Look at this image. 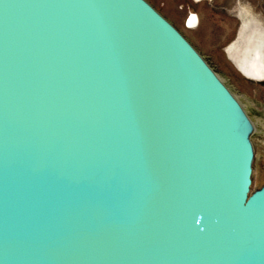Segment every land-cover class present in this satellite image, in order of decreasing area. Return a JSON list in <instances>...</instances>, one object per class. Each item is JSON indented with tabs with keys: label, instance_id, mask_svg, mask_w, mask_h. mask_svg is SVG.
<instances>
[{
	"label": "water",
	"instance_id": "obj_1",
	"mask_svg": "<svg viewBox=\"0 0 264 264\" xmlns=\"http://www.w3.org/2000/svg\"><path fill=\"white\" fill-rule=\"evenodd\" d=\"M214 74L146 0H0V264H264Z\"/></svg>",
	"mask_w": 264,
	"mask_h": 264
},
{
	"label": "rangeland",
	"instance_id": "obj_2",
	"mask_svg": "<svg viewBox=\"0 0 264 264\" xmlns=\"http://www.w3.org/2000/svg\"><path fill=\"white\" fill-rule=\"evenodd\" d=\"M146 1L219 76L250 120L251 126L239 129L251 146L249 191L252 192L264 184V79L245 76L239 68L238 56L250 36L264 38V0ZM192 16L196 23L190 27Z\"/></svg>",
	"mask_w": 264,
	"mask_h": 264
},
{
	"label": "bare ground",
	"instance_id": "obj_3",
	"mask_svg": "<svg viewBox=\"0 0 264 264\" xmlns=\"http://www.w3.org/2000/svg\"><path fill=\"white\" fill-rule=\"evenodd\" d=\"M195 23L196 18L192 17V20L189 22V26L193 27ZM240 52L241 53L238 56V65L244 75L253 80L264 79V38L259 37L258 35L250 36L244 49ZM214 80L221 87H223L226 97L229 100L236 101L238 104L237 99L231 95L223 81L216 73L214 74ZM238 110L244 115V110L242 109L241 105L239 106ZM248 123L251 126L250 120Z\"/></svg>",
	"mask_w": 264,
	"mask_h": 264
},
{
	"label": "flooded vegetation",
	"instance_id": "obj_4",
	"mask_svg": "<svg viewBox=\"0 0 264 264\" xmlns=\"http://www.w3.org/2000/svg\"><path fill=\"white\" fill-rule=\"evenodd\" d=\"M193 17V16H192ZM192 17L189 19V22L192 20ZM190 25V24H189Z\"/></svg>",
	"mask_w": 264,
	"mask_h": 264
}]
</instances>
